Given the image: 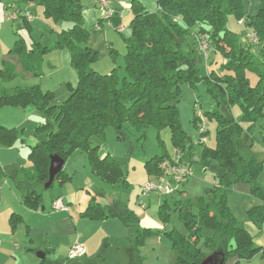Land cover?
I'll return each instance as SVG.
<instances>
[{"label":"trees","instance_id":"trees-1","mask_svg":"<svg viewBox=\"0 0 264 264\" xmlns=\"http://www.w3.org/2000/svg\"><path fill=\"white\" fill-rule=\"evenodd\" d=\"M0 2L8 12L6 18L15 14V18L9 20L21 17L25 26L30 27L22 5L31 2L42 8L46 18L60 24L61 29L52 46L40 41L28 46L21 38L16 39L13 51L25 70L36 72L48 51L66 48L77 76L75 85L68 86L65 98L55 102L53 92L39 84L8 86L17 77L16 72L11 65L0 69V105L37 109L48 118V121L37 125V129L44 130L45 139L30 146V166L13 177L20 200L26 206L34 209L41 206L52 154L65 161L79 150L86 154L95 176L110 184L127 182L118 160L109 154L101 157L98 146L91 144L92 137L102 136L106 127L120 130L125 122L140 127H170L180 164L190 169V162L180 155L185 148V137L178 123L175 102L178 101L180 85H194L199 73L193 50H185L181 43L183 37L191 36L194 44H198L205 54L211 49L225 57L221 73L212 71L200 79L215 102L205 114L216 122L214 148L211 151L204 149L202 160L206 164L210 158L216 159L218 172L209 201L195 203L185 199L173 202L187 233H169L171 261L167 264H198L202 257L214 250L224 252V264L229 261L230 264H241L256 254L264 259V187L257 182L264 160L253 149L252 134L258 127L264 151V0H258L253 11L247 13L244 0H156L155 11L147 10L140 0H132L130 35L124 38V73H119L117 67L107 73L94 68L99 56L89 46L88 38L95 24L84 21L81 0ZM230 14H235L238 21L245 24L242 33L227 27ZM116 15H112L110 20L117 28ZM250 32L256 34L257 42L249 40ZM109 53L114 57L115 48L110 46ZM247 72L256 74L253 83ZM224 105L227 108L221 111L219 107ZM232 106L240 110L238 120L230 114ZM202 120L201 115H195L193 119V125L201 135L207 132ZM17 133L15 128L0 126V143L11 145ZM172 160L174 156L170 155L146 160L145 168L151 180L158 181L164 177L169 184L178 183L167 175L168 163ZM68 178L70 175L61 170L54 181ZM239 183L248 184L251 194L260 199L251 217L258 229L256 234H262L261 244L256 243V234L238 221L228 207V193ZM171 192L158 193L167 195ZM89 202L82 215L94 220L117 216L127 229L128 264H141L143 258L137 246L152 232L140 225L137 215L131 210L120 214L104 212L95 196ZM193 205L197 208L196 213L192 211ZM166 209L167 202L160 203L161 217ZM10 221L14 225L18 220L12 214Z\"/></svg>","mask_w":264,"mask_h":264},{"label":"rangeland","instance_id":"rangeland-1","mask_svg":"<svg viewBox=\"0 0 264 264\" xmlns=\"http://www.w3.org/2000/svg\"><path fill=\"white\" fill-rule=\"evenodd\" d=\"M115 1L116 5L114 7L116 8L111 7L114 10H119L121 13L118 28L111 25V17L106 18L102 15L104 18L101 20H104L102 27L106 32L104 37H106L108 42H111L116 53L113 57V55L107 50L102 49L98 62L102 66L101 69H106L114 63L113 65L114 67H117L119 73H124V54L126 49L124 38H128L130 35L129 22L132 14L131 8L122 4V0ZM81 2L84 4L85 12L90 8L89 4H93L92 0H81ZM126 3L128 2L126 1ZM257 3L258 0H244L245 13L252 12ZM144 5L149 10H154L156 7L155 3L149 4L148 2H144ZM36 7L40 8L37 5ZM29 11L32 15L31 27L25 26L21 17H17L15 20L7 19L6 16L8 12L4 9L3 3L0 2V69L4 68L6 65L12 66V64H14L16 67L15 71L20 74L19 78L24 71L20 70L21 68L17 60L18 56L13 51L16 39L21 38L28 46L36 40L41 41V44L52 46V43L57 36L58 31L56 30L58 29V26H60V24L46 18L38 9L36 11ZM226 25L230 30L236 33H242L246 27L245 24L238 21L235 14H230L228 16ZM242 39L245 38L242 36ZM181 43L185 50H193V59L199 70L197 81L194 85L186 83L180 85L178 101L175 102L178 110V123L185 137L184 151L179 153L190 162V174L183 177L182 180L178 182L179 184H169L170 191L172 190L173 192L167 195L159 193L161 195L159 196L156 191L143 193L140 189V187L145 185L148 180V174L145 168L146 160L160 155H176V149L172 142V130L170 127L165 126L157 128L153 125L140 127L133 125L130 122H125L120 130L108 126L102 136H94L91 139L92 145L97 143L100 145L103 155H105L106 151H109L110 155L113 154L115 156L123 167L124 173L127 177V182L120 183L115 190H112L113 187L111 184L102 183L105 186H111V188H107L103 194H99L103 205L104 203L107 204L108 198L111 197H113L112 201L115 205H118L120 209H123L128 205L129 209H133L137 212L136 214H138L137 217L140 225L152 232L137 246L138 253L142 256L143 262L146 264H167L171 261V241L169 233L171 231L184 234L187 233L184 224L179 218L178 212L173 207V202L185 199L191 200L195 203L199 200L209 201L218 172V162L216 159L210 158L206 161V164H204L202 160L203 150L207 149L211 151L214 148L216 122L214 119L208 118L205 114L207 110L214 107L215 102L200 79L212 71L218 74L221 73L224 69L223 64L225 63V57L222 53L211 49L206 51V56L205 52L198 47V44H194L191 36L183 37ZM67 56L69 58L68 53ZM62 64L63 68L61 69V75L67 76L68 68L69 70H73L70 61L67 62V68L64 61ZM246 74H248L251 83L256 80L257 76L255 73L247 72ZM28 78L29 77L25 75L24 80L26 81ZM51 82L56 89L59 87L58 77L52 78ZM62 89L66 90L67 84L63 83ZM60 95L61 92L56 90L55 100L57 102H60L65 98H60ZM225 108H227L225 105L219 107L221 111L226 110ZM229 111L234 119H239L240 110L237 106L230 107ZM29 113L28 115H24L22 111V117L16 116L14 113L12 115H6L7 117L5 118V121L8 123H16L15 119H20L18 124H16L17 127L15 129L18 133H22V135L25 134L23 136L24 141L26 139H32L31 142H29L32 144L34 135H36L37 139H40L41 134L44 133V130L37 129V125L44 121H48V118L44 112L37 109H34L31 114ZM195 115H201L203 119L202 124L207 131L203 135H201L199 130L193 125ZM35 121H37V124H35ZM243 125L247 126L245 123H243ZM118 134L121 135L118 136ZM252 134L254 136L253 149L264 160L263 144L260 135L258 134V127L252 131ZM0 146H3V144L0 143ZM0 154L1 163H7L10 160L12 153L11 151L8 152L1 150ZM72 154H79L86 158L85 153L79 150L74 151ZM72 154L66 158V161L71 158ZM87 161L88 159H86V162ZM87 164H89V162ZM87 164L83 162H77V164H75L78 172L76 176H73L72 174L73 178L75 177L74 182L81 183L80 181H82L84 184L87 183L89 178L87 170L91 169ZM68 165L74 164L68 163ZM1 178L4 180L5 174L0 169V179ZM257 182L264 187V165L257 174ZM177 185H179L178 189L175 188ZM77 189H80L79 185L77 186ZM92 189L94 190L93 187ZM45 190L48 191L44 193L43 198H46L50 192L49 188L44 189V191ZM77 191L83 193L86 190L83 188ZM182 191L184 193H182ZM158 198L160 199L159 201ZM164 202H167V209L164 216L161 217L159 205ZM227 203L234 217L243 223L252 234H256L258 229L251 217V212L254 209V206L260 203V199L251 194L249 185L246 183L234 185L232 190L228 193ZM192 211L193 213L197 212L196 206H192ZM37 219L40 222L43 220L40 217H37ZM113 229L114 228L109 229L110 231H105L106 229L103 228L92 239L91 244H97L101 249L100 252L96 253V261L97 263L105 262L106 264H128L129 256L127 253L122 256L121 253L119 256L117 255L118 247H120L123 242H126L125 238L129 242L126 228L123 233L117 232ZM108 232H110L114 238L110 239L107 244L105 236ZM52 235L55 234L52 233ZM50 237L51 234L49 238ZM58 237L61 239L64 238L58 236L57 233L55 235L57 241H59ZM32 238L33 241L31 242ZM254 239L257 244L263 242L262 234H256ZM46 241L48 242V239L43 233L41 226H37L33 230H28L25 224L18 227H15V224H7L5 226L0 224V257L3 259L11 258L14 261L20 260L21 263L32 264V261H29V256H32L31 258L39 261V263L45 264L47 259L43 260V258L38 257L37 254L39 252H44L45 248L43 247L45 246ZM62 251L63 249H58V254L63 255V260L66 264L68 262L66 259L68 253L66 254L65 250L64 252ZM5 261H1L0 264H6ZM68 264H71V262ZM226 264H230V261ZM241 264H264V259H261L259 254H256L249 260L241 261Z\"/></svg>","mask_w":264,"mask_h":264},{"label":"crops","instance_id":"crops-1","mask_svg":"<svg viewBox=\"0 0 264 264\" xmlns=\"http://www.w3.org/2000/svg\"><path fill=\"white\" fill-rule=\"evenodd\" d=\"M126 1L128 3H126ZM122 4H125L126 7H131V2L132 0H122ZM140 2L144 5V2H148L149 4L155 3V9L154 10H149V11H155L157 8L156 0H140ZM82 3V2H81ZM93 4H89L90 8L87 9V12H85L84 9V4L83 5V16H84V21L87 24H95L94 29L90 33V36L88 38V44L89 46L95 50L98 53V56H100V52L102 49L107 50L109 52L110 46H112L111 42H108L106 40L105 34L106 32L102 29L103 27V22L104 20H101L102 18V12L97 5L95 0H92ZM110 6L114 7L116 5L115 0H109ZM37 4L31 2L22 5L24 8L23 13L28 19V24L31 27V19L32 15L30 14L29 10L36 11L37 9L39 12L43 14L42 8L37 5L40 8L36 7ZM87 5V4H86ZM145 6V5H144ZM146 7V6H145ZM116 8V7H114ZM115 12L117 13L116 15V24L120 23V12L119 10L115 9ZM101 20V21H100ZM112 25V23H111ZM53 28V27H51ZM118 28V27H117ZM61 28L58 26V29L56 31H59ZM52 30V29H51ZM56 39V38H55ZM39 41V40H36ZM41 42V41H40ZM48 53V54H47ZM38 64L36 72L32 71H27L23 68V66L20 63V60H18V63L20 65V70L24 71L22 72L21 77L19 78L20 74L19 72H16L17 77L15 80L11 81L8 86H14V85H31V84H39L43 89L50 90L54 93V100L56 99V90H59L61 92V95L59 96L60 98L65 97L68 94V86L70 85H75L77 81V76L75 70H69L68 68V75L63 76L61 75V69L63 68L62 62L66 63V68H67V62L70 61V54L66 48L62 49H51L48 51ZM67 53L69 54V58L67 56ZM47 55V56H46ZM46 57V58H45ZM100 58V57H99ZM98 58V59H99ZM97 60L94 63V68L102 73H107L111 71L114 67V63L111 64L110 67L106 69H101V65ZM71 65V62H70ZM109 66V65H107ZM12 67L15 70L14 64H12ZM25 75L29 77L26 81L24 80ZM41 76V77H40ZM40 77V78H37ZM43 77V79H42ZM58 77L59 78V87L56 89L52 85V78ZM24 80V81H23ZM65 83L67 84V89L63 90L62 89V84ZM55 102H57L55 100ZM34 109L26 108V107H20V106H13V105H0V126L6 127V128H16L20 119H15L16 123H8L5 121V118L7 117L6 115H12L13 113L16 116H23L21 115L22 111L24 115H28L29 112L32 113ZM16 111V112H15ZM29 113V114H31ZM37 121H35V124ZM22 133H17L16 139L13 141L11 145H3L0 146V152L1 150L3 151H11V157L10 160L7 163H1V157H0V169L2 172L5 174L4 180L1 178L0 179V224L2 226H5L7 224H12L10 221V218L13 215L16 216L17 218V223L15 224V227H18L22 224H25L28 230H33L37 226H41V229H43V233L45 236H47L48 242H45V246L43 248L44 252H39L38 254H43L42 257L43 260H46L45 264H65L63 260V255L58 254V249H63L66 251V254L68 253L69 248L71 245L79 241L82 243V245L85 248V253L82 255H79L74 258H68L67 263L71 262V264H99L101 262L97 263V259L95 258L97 256V252H100V246L97 244L92 245L91 241L92 239L101 231V229L105 228V231H110L109 229L114 228L113 230L117 232H122L125 231V225L124 223L117 217V216H111L109 215L108 217L101 219V220H94V219H89L87 217H84L82 215V212L85 210V208L88 206L90 203V198L92 196L96 197V200L100 202L101 206L103 207L104 212H116L118 214L120 213H125L129 210L134 212L135 214L137 213L133 209H129L128 205L125 206V208L120 209L118 205H115V203L112 201L113 197L108 198L107 204L102 203L100 200L99 194H103L107 188H111V186H105L102 183L104 182L102 179L98 178L95 176L91 169L87 170V173L89 175L88 181L86 184H84L82 181L81 183L74 182L75 177L73 176L77 174L78 169L75 166L77 162H83V163H88L89 161L86 162V158L84 156H81L79 154H72L71 158H69L67 161H64V165L62 170H64L67 174L70 175V178L64 179L63 181L60 180H55L53 181L52 185L49 188V195L46 196V198H43V195L45 192L48 190H45L42 193V202L41 206L38 208H30L26 206L19 197V193L14 185V180L13 177L17 175L20 170L23 168H27L30 166V160L28 158V153L30 150V146L35 144L38 141L44 140L45 135L44 133L41 134V138L37 139L36 135H34V140L31 142L32 139H26L24 141ZM98 146L97 151L98 154L102 157L104 156L102 153V150L100 148V145L97 143L95 144ZM109 154V151H106L105 155ZM1 156V154H0ZM113 157H115L112 154ZM67 162V163H66ZM119 162V161H118ZM69 164H74V165H68ZM120 164V162H119ZM90 167V164H87ZM121 165V164H120ZM189 166V165H187ZM122 167V166H121ZM123 168V167H122ZM85 169V168H84ZM73 174V176H72ZM148 180H151L150 176L148 175ZM127 179V178H126ZM110 184V183H107ZM120 183L116 184H111L112 185V190H115L118 188V185ZM181 184V183H180ZM57 185V186H55ZM80 186V189L85 188V192L80 193V189H77V186ZM86 186V187H82ZM56 187V188H55ZM72 187V188H69ZM76 187V188H75ZM94 188V190L92 189ZM105 188V189H103ZM179 188V185L177 189ZM48 189V188H47ZM98 192V193H97ZM182 193H184L182 191ZM157 194H159L157 192ZM81 195V196H80ZM159 196H161L159 194ZM60 200L61 203L66 206V209H55L53 207V203L56 200ZM82 199V201H81ZM160 199L158 198V201ZM138 215V214H136ZM37 217H40L42 222H40ZM127 231V229H126ZM54 233L55 235L58 233V236L64 237L63 239L59 238V241L55 239V235H52ZM107 233V232H105ZM51 234V237L49 238ZM114 236L108 232V234L105 236V240L108 244V241L110 239H113ZM123 239V238H122ZM33 241V238L31 239V242ZM126 242H123L120 247H118V253L117 255L121 253V256L124 254L126 255L127 249L129 247V242L126 240ZM31 251V250H30ZM128 255V254H127ZM32 256H29V261H32V264H41L39 261H36L34 258H31ZM6 260V261H5ZM5 261L6 264H25L21 263V261H14L11 258H6L3 259L0 257V262ZM129 263V261H128ZM31 264V263H30ZM141 264H146L145 262L142 261Z\"/></svg>","mask_w":264,"mask_h":264},{"label":"built area","instance_id":"built-area-1","mask_svg":"<svg viewBox=\"0 0 264 264\" xmlns=\"http://www.w3.org/2000/svg\"><path fill=\"white\" fill-rule=\"evenodd\" d=\"M97 5L99 6L102 15L106 18L112 17V15L116 14L115 10L110 6L109 0H95ZM15 14H10L7 19H14ZM249 40L251 42H257L258 37L254 32L249 33ZM168 163V162H165ZM164 163V164H165ZM168 174L170 176V179L173 180V182H180L183 177L190 174L191 170L188 168L183 167L180 164V156L179 154H176L174 156V160H172L170 163H168ZM141 191L143 193H147L149 191H157L160 193H166L170 191L169 187V181L162 177L160 180H149L145 185H142L140 187ZM53 207L55 209H66V206H64L61 201L58 199L54 201ZM85 253V248L82 245L81 242L76 241L74 242L68 251V258H74L79 255H82Z\"/></svg>","mask_w":264,"mask_h":264},{"label":"water","instance_id":"water-1","mask_svg":"<svg viewBox=\"0 0 264 264\" xmlns=\"http://www.w3.org/2000/svg\"><path fill=\"white\" fill-rule=\"evenodd\" d=\"M64 165V159L60 158L58 155H50L49 165H48V180L44 184V189L49 188L55 178V175L59 173ZM42 208V206H41ZM38 257H42L43 254H37ZM225 256L224 252L221 250H214L204 257L201 258L198 264H224Z\"/></svg>","mask_w":264,"mask_h":264}]
</instances>
